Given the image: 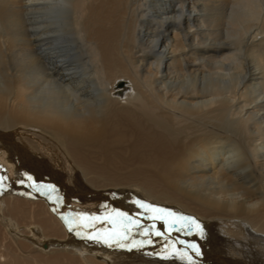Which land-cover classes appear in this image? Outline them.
Returning a JSON list of instances; mask_svg holds the SVG:
<instances>
[{"label": "bare ground", "instance_id": "obj_1", "mask_svg": "<svg viewBox=\"0 0 264 264\" xmlns=\"http://www.w3.org/2000/svg\"><path fill=\"white\" fill-rule=\"evenodd\" d=\"M0 178V264H264V0H0Z\"/></svg>", "mask_w": 264, "mask_h": 264}, {"label": "snow or ice", "instance_id": "obj_2", "mask_svg": "<svg viewBox=\"0 0 264 264\" xmlns=\"http://www.w3.org/2000/svg\"><path fill=\"white\" fill-rule=\"evenodd\" d=\"M29 179H31V177H29ZM3 180L2 178H0V183H2ZM135 203L142 209H144L145 211H149L154 213L155 215H153L151 218L154 220H164L165 223L169 224V228L170 229H174L177 232L180 231H189L191 230V228L193 226H195L197 229L200 230L201 235H203V230L200 226V224L192 217H186V216H177L175 213L170 212L166 209H162V208H158L155 206H152L150 204L144 203L142 201H135ZM115 216L120 218L119 219V223H120V229L116 230L113 229L112 232L108 235L107 238L104 239V243L108 244L109 247H112L114 244L117 247H125V244L122 243V241L128 240V233L132 228H139L140 224H139V220L129 216L127 213H122V212H116ZM166 218H171V222L169 223V220ZM93 220L96 219H108L107 217L104 218H97V217H93ZM109 223H116V221L113 220H109ZM88 225H85V227H87ZM68 228L69 231L73 230V224L69 223L68 224ZM153 230H154V226H153ZM154 234L156 236H164V233L159 232V231H154ZM144 235L148 236L149 235V230L145 229L144 230ZM91 239H96L97 241H99L101 239V237H89ZM150 242V241H149ZM180 243H183V241H181ZM189 248H191L193 250V252L199 256L200 255V251L199 248L195 245V244H190L188 245ZM182 258L184 259H188L189 261L191 260V257L187 256L186 253L181 254Z\"/></svg>", "mask_w": 264, "mask_h": 264}, {"label": "rangeland", "instance_id": "obj_3", "mask_svg": "<svg viewBox=\"0 0 264 264\" xmlns=\"http://www.w3.org/2000/svg\"><path fill=\"white\" fill-rule=\"evenodd\" d=\"M47 164V163H46ZM49 165V164H48ZM59 185H61V183H58ZM138 258H136V264H147L149 260H147V256H143L141 259L139 258L140 256H137ZM139 259V260H138ZM139 261V262H138Z\"/></svg>", "mask_w": 264, "mask_h": 264}]
</instances>
